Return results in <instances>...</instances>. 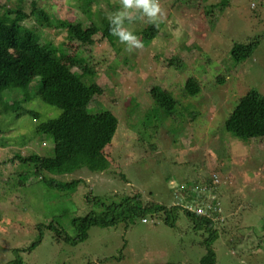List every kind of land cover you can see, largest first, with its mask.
Here are the masks:
<instances>
[{
  "label": "rangeland",
  "instance_id": "obj_1",
  "mask_svg": "<svg viewBox=\"0 0 264 264\" xmlns=\"http://www.w3.org/2000/svg\"><path fill=\"white\" fill-rule=\"evenodd\" d=\"M31 1L0 0V7L13 10L20 2L27 13ZM34 1L41 8L47 0ZM81 2L51 0L50 11L85 27L92 20L116 22L111 39L115 48L126 49L122 56L101 33L84 46L68 43L65 32L45 33L99 77L102 93L85 95L84 103L108 109L117 119L112 141L103 149L109 167L64 175V182L80 180L71 191H48L34 178L18 184L20 169L2 162L19 150L40 156L50 151L18 144L20 135L29 137L37 126L27 114L55 118L60 111H46L26 84L0 94V108L12 110L7 120L0 115L5 119L0 120V264L13 261L15 251L27 249L40 232L42 241L31 253H18L22 264H200L207 235L193 228L182 208L172 228L160 214L146 223L138 218L127 228L123 223L93 227L74 246L63 240L76 236L75 218L96 209L94 197L109 204L136 194L142 203L167 208L200 205L208 214L216 207V264H264V139L245 142L224 128L249 92L264 99V0H148L147 8L94 0L89 10L97 13L90 22ZM153 7L159 8L154 15ZM254 39L259 43L253 54L236 63L230 53L234 44ZM10 52V64L17 67V55ZM124 58L130 67L112 65ZM168 99L171 108L162 109Z\"/></svg>",
  "mask_w": 264,
  "mask_h": 264
},
{
  "label": "trees",
  "instance_id": "obj_2",
  "mask_svg": "<svg viewBox=\"0 0 264 264\" xmlns=\"http://www.w3.org/2000/svg\"><path fill=\"white\" fill-rule=\"evenodd\" d=\"M35 2L34 0L30 2V10L27 13L20 8V2L15 4L13 10L6 9L5 6L0 7L2 13L0 14V94L5 95L6 92L10 93L9 89L26 84L34 92L35 99L46 106V111L57 109L60 115L55 118L46 115L45 118L44 116L40 118L37 114L33 116L27 114L35 120L37 126L29 137L20 135V139H17L20 141L18 144L24 147L32 143L31 145L35 144L50 151L46 156H40L35 151L24 155L19 150L12 153L13 158L2 162V165L8 163L20 169L17 175L20 179L18 184L34 178L48 191H71L76 188L80 180L64 182L60 179L64 175L78 170L101 172L109 167V160L104 155L103 149L111 143L118 122L108 109L99 106L88 108L84 103L85 95L102 93V88L97 84L99 77L95 69L82 66L73 57H68V47L63 43L55 44L50 40V34L45 32L53 29L65 32L68 43L76 42L80 46L93 44V37L101 33V37L108 39L112 48H115L117 43L111 39V30L116 26V22H106L103 19L94 22L91 18L96 16L97 12L91 13L89 10V4L94 3V0H82L79 4L86 19L89 22L92 20L87 27L82 22H72L71 19L50 11L51 0L44 2L41 8H37ZM153 32L155 33L156 29H153ZM147 40L142 38L141 42L146 43ZM258 43V40L254 39L247 44H234L230 52L232 59L239 63L249 58ZM115 49L118 56H122L126 50H121L119 47ZM10 51L17 55V67H12L10 64L12 57ZM112 65L118 67L117 69L130 67L126 58L117 60ZM73 67L79 68L82 72L80 74L74 72ZM168 102L169 99L167 103L165 101L160 104L162 109L171 108ZM0 111L3 112L0 115L5 114L6 120L11 118L10 108L2 107ZM23 116L25 115L19 114L18 117ZM1 118L0 120L5 121L3 115ZM224 128L228 134H233L245 142L250 139H264V99H259L254 92H249L233 109L224 123ZM2 165L0 163V166ZM21 169H24V172H21ZM204 183L206 187L211 185L208 181ZM97 199L98 197H94V201L91 202L96 209L73 220L76 236L71 238L64 235L63 240L66 243L74 246L85 241L89 230L93 227L110 228L123 223L127 228L138 218L145 220L146 223L148 217L158 219L160 214L165 215L162 221L172 228L176 224L178 212L183 210L184 216L192 223L193 228L207 235L203 241L206 255L200 260V264H216V254L213 249V243L218 238L213 222L216 207L211 212L208 211L209 215H202L198 212L200 205H195L190 210L184 205L167 208L156 203H142L138 194L122 197L109 204L101 203ZM86 200L89 202L88 199ZM52 230L61 235V231L53 228ZM42 237L40 232L27 249L20 251L31 253L41 243ZM20 251H15L17 257L8 264H22L23 261L18 254Z\"/></svg>",
  "mask_w": 264,
  "mask_h": 264
},
{
  "label": "clouds",
  "instance_id": "obj_3",
  "mask_svg": "<svg viewBox=\"0 0 264 264\" xmlns=\"http://www.w3.org/2000/svg\"><path fill=\"white\" fill-rule=\"evenodd\" d=\"M123 2H124V4L125 5H131L133 2H135L137 5H142V6H144L145 8H147L148 7V0H123ZM157 11H159V8H155V7H153V8H151V10H150V12H151V14H155ZM215 177V179H213ZM212 181H216L217 182V178H216V175H212ZM215 184V183H214ZM213 184V185H214ZM210 186H212V185H210ZM211 191V190H210ZM202 204L204 205V201L202 202ZM191 208V207H190ZM190 208H188V210H190ZM201 208V207H200ZM142 222H144L145 223V220H142Z\"/></svg>",
  "mask_w": 264,
  "mask_h": 264
},
{
  "label": "built area",
  "instance_id": "obj_4",
  "mask_svg": "<svg viewBox=\"0 0 264 264\" xmlns=\"http://www.w3.org/2000/svg\"><path fill=\"white\" fill-rule=\"evenodd\" d=\"M213 179H215V177ZM204 207H207V203H204ZM209 210H210V208H209ZM198 212L202 215H209V213L207 214V212L205 210H203V208H200Z\"/></svg>",
  "mask_w": 264,
  "mask_h": 264
}]
</instances>
